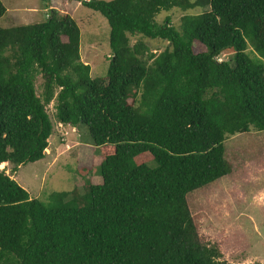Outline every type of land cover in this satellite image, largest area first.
I'll use <instances>...</instances> for the list:
<instances>
[{
    "label": "trees",
    "instance_id": "1",
    "mask_svg": "<svg viewBox=\"0 0 264 264\" xmlns=\"http://www.w3.org/2000/svg\"><path fill=\"white\" fill-rule=\"evenodd\" d=\"M75 1L109 25L105 79L81 61L68 14L51 8L44 22L0 27V166L15 174L45 157L55 101L57 122L87 128L101 181L46 204L0 171V264H220L186 197L231 173L227 136L264 131V0ZM197 6L209 10L179 29L169 17L156 22ZM130 37L168 48L156 55ZM195 41L208 52L195 53ZM225 51L232 58L217 62ZM146 155L152 165L136 160Z\"/></svg>",
    "mask_w": 264,
    "mask_h": 264
},
{
    "label": "rangeland",
    "instance_id": "2",
    "mask_svg": "<svg viewBox=\"0 0 264 264\" xmlns=\"http://www.w3.org/2000/svg\"><path fill=\"white\" fill-rule=\"evenodd\" d=\"M2 3L8 13L0 19L1 28L44 22L43 5L45 8L50 5L53 9L70 15L80 30L81 61L90 66L93 80L104 81L111 57L110 28L106 19L98 12L75 0H50L48 4L42 0H2ZM29 6L39 9L37 13H33L36 17L32 15L33 17L28 18L29 13H20ZM208 10V6L187 10L173 8L161 11L156 16V22L160 24L169 17L171 24L179 29L183 17L197 16ZM18 11L19 13H15ZM25 17L28 20L24 21ZM136 40H141L156 55L168 48L165 41L130 37L131 44ZM193 50L195 53L208 52L197 41L193 43ZM246 54L257 61L258 56L250 44ZM232 55L231 51H225L221 58L229 61ZM35 87L37 96L41 97V77L36 78ZM128 102L132 103V99ZM54 106L55 101L46 107L53 124V136L48 139L46 157L19 167L15 174L12 173V165L0 166V171L10 175L31 198L46 204L51 202V195L54 193L66 194L73 188L83 192V188L89 183L98 184L101 181V157L98 149L91 143L87 128L83 125L59 127ZM224 148L225 160L231 166V173L187 195L191 217L201 242L215 245L220 251V264H264V131L251 128L248 133L227 136ZM136 160L152 165L148 155L139 156Z\"/></svg>",
    "mask_w": 264,
    "mask_h": 264
},
{
    "label": "crops",
    "instance_id": "3",
    "mask_svg": "<svg viewBox=\"0 0 264 264\" xmlns=\"http://www.w3.org/2000/svg\"><path fill=\"white\" fill-rule=\"evenodd\" d=\"M50 6V5H49ZM51 8H53L52 6H50L49 8H45V6L43 5V11L45 12V15H44V17H45V19H46V17H47V14H48V10L49 9H51ZM55 9V8H54ZM37 10H39V9H37L35 6H29V8H23L22 9V11H20V13H29L30 14V16H28V18H31V17H36L35 16V14H33V13H37ZM63 12V11H62ZM6 13H8V11H7V9H6ZM5 13V14H6ZM15 13H19V11L18 12H15ZM4 14V15H5ZM3 15V16H4ZM33 15V16H32ZM2 18V17H1ZM0 18V19H1ZM26 18V17H25ZM25 20H28L27 18L26 19H24V21ZM64 126V124L62 125V127ZM67 128H69L70 127V125H65ZM53 135H51L50 137H52ZM61 137V136H60ZM63 137V136H62ZM47 150V149H46ZM45 157H46V154H45ZM7 165V164H6ZM13 179V178H12ZM97 179V178H96ZM99 184V183H98Z\"/></svg>",
    "mask_w": 264,
    "mask_h": 264
},
{
    "label": "built area",
    "instance_id": "4",
    "mask_svg": "<svg viewBox=\"0 0 264 264\" xmlns=\"http://www.w3.org/2000/svg\"><path fill=\"white\" fill-rule=\"evenodd\" d=\"M216 61L217 62H222L223 60H222L221 56H219V57L216 58ZM62 125L63 124L59 123V127H62Z\"/></svg>",
    "mask_w": 264,
    "mask_h": 264
}]
</instances>
